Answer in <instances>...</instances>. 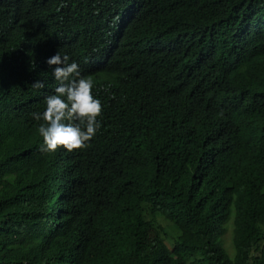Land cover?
<instances>
[{
    "label": "trees",
    "instance_id": "trees-1",
    "mask_svg": "<svg viewBox=\"0 0 264 264\" xmlns=\"http://www.w3.org/2000/svg\"><path fill=\"white\" fill-rule=\"evenodd\" d=\"M57 51L107 59L83 149L31 115ZM0 264H264V0H0Z\"/></svg>",
    "mask_w": 264,
    "mask_h": 264
},
{
    "label": "clouds",
    "instance_id": "clouds-1",
    "mask_svg": "<svg viewBox=\"0 0 264 264\" xmlns=\"http://www.w3.org/2000/svg\"><path fill=\"white\" fill-rule=\"evenodd\" d=\"M106 62L99 56L80 63L59 51L47 58L44 77L51 82L48 88L56 87L45 97L44 110L31 114L34 120L42 121L37 128L42 150L56 151L61 146L68 151L83 149L96 135L101 127L102 104L93 92L90 74ZM33 87L43 88L44 82L37 80Z\"/></svg>",
    "mask_w": 264,
    "mask_h": 264
},
{
    "label": "rangeland",
    "instance_id": "rangeland-1",
    "mask_svg": "<svg viewBox=\"0 0 264 264\" xmlns=\"http://www.w3.org/2000/svg\"><path fill=\"white\" fill-rule=\"evenodd\" d=\"M161 223L162 225H164L166 227V229L169 231V233H174L176 232V227L175 225H172L170 222H167L166 220H164L163 218H161ZM170 243V242H169ZM230 250L228 249V252Z\"/></svg>",
    "mask_w": 264,
    "mask_h": 264
}]
</instances>
